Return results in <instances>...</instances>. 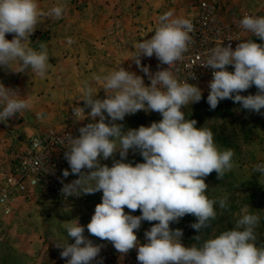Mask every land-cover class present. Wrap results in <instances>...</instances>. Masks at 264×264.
<instances>
[{
    "label": "clouds",
    "instance_id": "clouds-1",
    "mask_svg": "<svg viewBox=\"0 0 264 264\" xmlns=\"http://www.w3.org/2000/svg\"><path fill=\"white\" fill-rule=\"evenodd\" d=\"M64 10L63 5H57L47 15L59 19ZM41 15L38 0H0V67L15 73L31 70L42 79L46 77L50 65L47 45L41 43L38 50L30 47V37ZM239 25L261 43L246 40L233 50L231 43L221 42L210 50L208 59L200 64L213 70L207 103L215 109L220 101L231 99L244 110L261 113L264 16L245 15ZM192 30L188 19L173 18L167 12L159 18V27L150 38L137 41L131 59L150 81L147 86L141 76L120 65L117 70L96 77L103 84L105 98H97V92L93 93L85 83L81 100L84 106L74 107L73 112L91 122L79 128L78 137L68 135L64 158L77 178L69 183L61 181V193L65 199L96 192H102V197L87 225H80L78 218L65 224L67 236L74 240L57 245L62 248L60 255L66 264H102V260H97L102 246L84 235L85 228L92 236L111 242L121 255L136 249L138 264H264V246H257L255 231L261 218L248 212V205L234 228L199 246H184L183 231L170 228L185 215L196 218L190 227L199 233L210 227V221L217 216L215 206L226 209L228 203L226 196L209 198L205 178L215 172L221 180L234 167V150H221L211 129L197 128V121L187 119L181 110L202 99V89L187 82L196 78L193 71L182 82L172 71L188 50ZM6 34L13 38L6 39ZM153 55L168 67L159 69L158 65L159 70L151 73L148 66L141 65V57ZM13 62L17 70L10 67ZM227 66L234 70L228 71ZM253 85L256 94H240ZM31 106L27 96L22 98L18 91L0 83V123L7 124ZM85 108L90 109L87 117ZM141 110L157 112L162 119L127 130L117 123ZM129 150L138 152L144 162L134 166L123 162ZM117 152L120 159H114L111 167L101 164V160L113 158ZM253 173L264 175V163L255 165ZM69 174L68 170L62 172L65 178ZM125 208L141 214L126 213ZM142 221L155 222L145 231L143 245L136 235ZM195 237L199 240L200 234Z\"/></svg>",
    "mask_w": 264,
    "mask_h": 264
},
{
    "label": "rangeland",
    "instance_id": "rangeland-1",
    "mask_svg": "<svg viewBox=\"0 0 264 264\" xmlns=\"http://www.w3.org/2000/svg\"><path fill=\"white\" fill-rule=\"evenodd\" d=\"M190 1L38 0L42 15L37 29L30 37V47L38 50L41 43L47 45L49 70L42 79L31 70L15 73L0 67V83L18 91L22 98L27 96L32 104L30 109L16 114L7 124L0 123V137L6 138L8 143L23 145L30 135L59 129L64 122L74 125L78 137L79 128L91 122L71 114L72 108L83 105L81 100L84 98L85 83L93 93L97 92V98H105L103 84L96 77L117 70L120 65L141 76L145 85H149L150 81L131 59L137 41L150 38L159 27V18L167 12H171L173 18H185ZM234 3L236 8L241 5L244 8L264 10V0H234ZM57 5L64 6L62 17L57 19L48 16L49 10ZM12 38V34H6V39ZM249 40L261 43L255 36ZM10 67L17 70L15 62ZM227 70L234 69L227 66ZM256 92L253 85L240 94L247 96ZM207 95L208 92L202 91V99L198 103H192L181 110L187 119L197 121V128H210L214 142L221 150L230 148L235 152L234 167L221 180L215 172L205 178L209 198L226 196L228 207L220 209L217 204L216 218L201 233L190 227L196 222L192 215H185L178 223L170 224V228L183 231L181 242L184 246H199L205 240L234 228L237 219L243 214L242 210L248 205L247 211L261 218L255 230L256 243L257 246H264V175L253 173L255 165L264 163V109L261 113L250 112L231 99L222 100L215 109H210ZM89 111L88 108L86 117ZM161 119L157 112L141 110L126 115L123 121L117 123L127 130L150 126L152 122ZM114 159H120L118 152L113 158L101 160V164L111 167ZM123 162L134 166L144 161L138 152L129 150ZM101 197L102 192H96L67 203L36 196L35 193L31 197L20 198L15 212L0 222V264H66V259L60 255L62 248L57 245L64 246L67 242L71 244L74 240L67 236L65 224L78 218L80 225H87ZM124 210L136 216L141 214L139 210ZM153 223L141 222L136 232L141 245L146 243L144 233ZM199 234L197 240L195 236ZM84 235L94 244L102 246L97 258L102 260V264H138L136 249L121 255L111 242L92 236L87 228ZM93 264H97V261H93Z\"/></svg>",
    "mask_w": 264,
    "mask_h": 264
},
{
    "label": "built area",
    "instance_id": "built-area-1",
    "mask_svg": "<svg viewBox=\"0 0 264 264\" xmlns=\"http://www.w3.org/2000/svg\"><path fill=\"white\" fill-rule=\"evenodd\" d=\"M245 15L264 16V10L236 8L231 5L230 0H191L185 16L193 27L191 42L182 60L172 67L177 79L182 82L193 71L196 78H189L187 82L208 92L213 70L200 64L208 59L210 50L221 42L223 45L231 43L235 50L238 43L254 37L239 25ZM142 64L148 66L151 73L168 67L160 64L154 55L151 58L143 57ZM142 74L145 76L143 72ZM87 110L85 108V112ZM71 114L76 118L82 117L74 116L73 108ZM76 133L72 123L64 122L59 129L30 135L23 145L8 143L7 140L0 143V222L15 212L20 198L31 197L33 193L59 203L82 198L81 195L65 199L61 193V181L69 183L77 178L71 174L64 158L66 148L69 147L68 135L75 138ZM63 170L69 171L68 177H63Z\"/></svg>",
    "mask_w": 264,
    "mask_h": 264
},
{
    "label": "crops",
    "instance_id": "crops-1",
    "mask_svg": "<svg viewBox=\"0 0 264 264\" xmlns=\"http://www.w3.org/2000/svg\"><path fill=\"white\" fill-rule=\"evenodd\" d=\"M230 3H231L232 6L236 7V6H235L236 3H234V0H230ZM188 5H189V4H188ZM239 7H240V8H244V7L241 6V5H239ZM0 130H1V129H0ZM1 137H2V136H1ZM1 137H0V138H1ZM3 140H7V139H6V138H1V139H0V143H1Z\"/></svg>",
    "mask_w": 264,
    "mask_h": 264
}]
</instances>
